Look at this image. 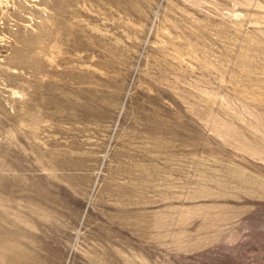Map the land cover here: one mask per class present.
<instances>
[{
  "label": "rangeland",
  "instance_id": "obj_1",
  "mask_svg": "<svg viewBox=\"0 0 264 264\" xmlns=\"http://www.w3.org/2000/svg\"><path fill=\"white\" fill-rule=\"evenodd\" d=\"M0 264H264V0H0Z\"/></svg>",
  "mask_w": 264,
  "mask_h": 264
}]
</instances>
